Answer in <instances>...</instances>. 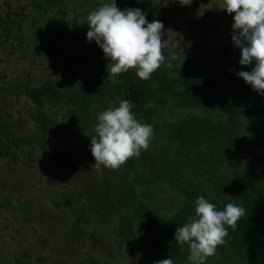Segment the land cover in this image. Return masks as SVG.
I'll return each instance as SVG.
<instances>
[{"label":"rangeland","instance_id":"rangeland-1","mask_svg":"<svg viewBox=\"0 0 264 264\" xmlns=\"http://www.w3.org/2000/svg\"><path fill=\"white\" fill-rule=\"evenodd\" d=\"M59 1L43 16L29 0H0V137H30V143L5 150L0 158V264H153L157 260L138 243L134 225L142 223L153 238L156 234L164 253L166 223L180 204V180L169 174L180 166H168L157 157L164 149L179 148L178 142L168 139L170 129H153L146 151L116 170L101 166V174L92 154L59 139V131L79 132L90 144L98 114L118 106L117 98L131 101L136 116L141 112L134 88L114 93L116 77L107 71L109 59L94 40H87V16L114 0ZM115 2L121 10L138 8L148 22L164 25L165 63L157 71L179 78L171 90H164L170 93L162 110L166 118L178 122L189 112L203 115L218 104L244 108L255 122L252 129L246 118L235 119L229 137L216 147L220 163L213 159L205 167L214 171L211 177L202 174L203 159L195 157L188 165L192 163L197 184L209 195L224 174L255 186V199L244 185L217 188L232 198L228 203L253 208L247 231L257 241L248 250L263 257L264 94L248 84L231 89L217 84L255 66L239 64L240 49L232 40L234 14L220 9L223 0H192L188 6L179 0ZM191 67L211 70L218 79L204 74L193 90H186L189 79L181 71ZM92 81L98 89L92 90L97 92L92 103H75L77 93ZM142 205L156 215L137 223ZM194 206L186 218L194 215ZM228 233L206 264H231V241L242 249V242L232 239L238 232L228 228ZM188 255L187 250L174 264H190Z\"/></svg>","mask_w":264,"mask_h":264},{"label":"clouds","instance_id":"clouds-1","mask_svg":"<svg viewBox=\"0 0 264 264\" xmlns=\"http://www.w3.org/2000/svg\"><path fill=\"white\" fill-rule=\"evenodd\" d=\"M192 0H179L182 6ZM221 10L234 14L232 40L240 49L239 64L255 66L251 71H240L238 76L252 89L264 94V0H223ZM87 40L95 41L110 63L107 71L117 77L130 69L136 70L141 80H148L165 63L162 33L164 25L158 20L148 22L138 8L121 10L116 2L105 3L87 16ZM171 67V64H168ZM118 106L108 107L97 116L98 123L91 137L90 150L98 173L102 168L116 170L129 159L146 151L153 136V126L141 123L131 111L134 104L117 98ZM194 215L175 230L178 245H188L190 264H206L226 243L228 228L236 230L245 209L227 203L217 210L204 196L194 202ZM227 226V227H226ZM153 264H174L171 257Z\"/></svg>","mask_w":264,"mask_h":264},{"label":"trees","instance_id":"trees-1","mask_svg":"<svg viewBox=\"0 0 264 264\" xmlns=\"http://www.w3.org/2000/svg\"><path fill=\"white\" fill-rule=\"evenodd\" d=\"M29 1L32 4L33 11L43 16L57 8L60 2L59 0ZM251 70L252 69L248 71ZM181 72L185 74L184 76H187L186 79H189H187L188 86L186 90H193V85H197L199 83L198 78L204 74V78L218 79L211 70L200 69L197 67H191L188 70H183ZM170 74L171 73L165 70H159L155 71L148 80H141L136 75V70L130 69L129 71L123 72L115 78L114 93L121 95L125 90L134 88L137 91L139 107L141 111L140 114L136 116V119L141 123L154 125L153 129L155 130L170 129L171 136H169L168 139L173 143L178 142L177 145L179 148H172V152L168 148L164 149L162 150V154L159 153L157 157L158 160H164L166 162L165 164L168 166L170 165L172 167H176L175 164L180 166L179 171L176 169L169 174V176H176V178L180 180L179 185L177 186L178 190H180V204L176 210L170 214V221H167L166 223V232L169 235V238L166 242L164 253L158 248L160 241L156 234V238H153L152 234L147 232L145 226H143L141 222L139 225H134L135 233L138 237V243L144 249H146L152 258L159 261L161 259H166L169 256L172 258L173 262H176L178 258L181 259L186 255L188 248H185L183 245H178L175 242V230L177 227L183 226L184 223L188 222V219L191 216L189 215L186 218V215L191 208L190 206L194 204L195 200L199 196H204L210 203H214L217 208L222 207L226 205L232 198L221 193L222 190L219 187H227L228 185L233 186L236 184L246 186L250 192V198L255 199L257 197V190L255 186L244 182V180H242L240 177H232L226 174H224L222 180L218 181V188V185L215 184V181L213 182L216 185L215 193L212 195L206 194V192L201 189L200 184H197L196 179L198 175L193 170L192 163L188 165V162H193V158L195 157L203 159L205 162L202 174L211 177L213 174H215L214 171L205 169V167L213 162V159L216 160L217 165L220 163L216 147H218V144L221 141H225L229 137L231 133L230 128L235 119L239 118L244 120L246 118L249 122V126L252 127V129H254L255 122L251 118L249 112L244 108H224L218 104H212L213 106H210L203 115L189 112L185 114L180 120H177L178 122H174L172 119L166 118L162 110L166 105L168 98L170 97V93L164 92V90H171V83L179 80V78H175V76L170 77ZM95 82L96 81H92V83H88L83 89L86 91H80L77 93L75 103L78 104L79 102H91L94 99V97L97 95V92H93L92 90H98L94 86ZM217 82L218 85H222L228 89L246 85L243 79L239 76H230L225 79H219ZM43 90H45V87ZM58 135H60L59 139L64 143L67 142L69 144H73L82 153L91 155L90 144L84 137H82L81 134H79V132L68 131V133L64 135L63 132L61 133V131H59ZM28 143H30L29 136H8L5 138L0 137V158L5 150H18ZM152 146H154V144H152ZM204 151H209L206 153L207 156L204 155ZM173 157L174 164L172 165L170 163L172 162L171 159ZM152 159L154 161V156ZM163 183L160 185H163ZM170 184H174V179H171ZM142 207L143 208L137 209V223L139 221L138 219H143L144 216L149 217L151 215H156V212L152 211L151 209H147L146 205H142ZM252 212L253 208L248 206L245 210V217L241 218L237 222L236 231L238 232V238L233 236L232 239L240 240L243 244V247L242 249L237 247L232 241L230 244L231 246L228 245V247H230V249L232 248L233 250H231L234 252L232 255L231 264H264L263 253L262 257L261 255L256 254L255 251L253 253V251L248 250L252 249L250 247L251 242L257 241L254 235L251 236V239L249 237V232L247 231L248 226L251 225V216H254ZM81 219H83V217ZM78 221L80 222V220Z\"/></svg>","mask_w":264,"mask_h":264}]
</instances>
